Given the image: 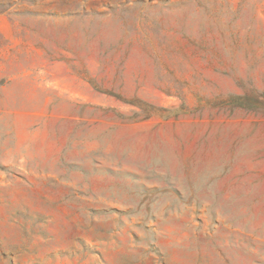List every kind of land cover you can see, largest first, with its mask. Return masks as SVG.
Returning a JSON list of instances; mask_svg holds the SVG:
<instances>
[{"label":"rangeland","instance_id":"rangeland-1","mask_svg":"<svg viewBox=\"0 0 264 264\" xmlns=\"http://www.w3.org/2000/svg\"><path fill=\"white\" fill-rule=\"evenodd\" d=\"M0 264H264V0H0Z\"/></svg>","mask_w":264,"mask_h":264}]
</instances>
